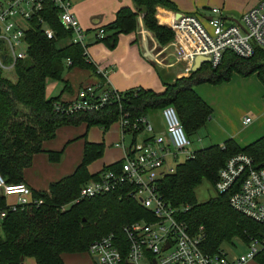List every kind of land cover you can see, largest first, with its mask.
<instances>
[{"label":"trees","instance_id":"obj_1","mask_svg":"<svg viewBox=\"0 0 264 264\" xmlns=\"http://www.w3.org/2000/svg\"><path fill=\"white\" fill-rule=\"evenodd\" d=\"M132 2L135 9H118L114 20L100 28L104 36H96L99 42L109 49L115 48L119 35L135 32L139 14L160 45L173 39V32L159 25L156 19L158 7L176 11L172 2ZM40 17L53 32V38L48 39L42 25L32 20L24 37L27 58L16 63L15 80L0 74V175L9 185L24 184L23 171L31 165L32 157L42 152V143L55 137L59 127L85 124L106 131L124 113L132 123L141 116L172 106L189 138L211 116V109L194 92L197 85H219L237 74L242 78L256 75L264 86V50L256 48L248 59L226 52L217 68L203 63L188 77L164 83L161 93L138 88L120 93L119 101L96 111L58 112L56 103L63 106L69 103L61 102L60 95L47 98L46 81H61L65 69L78 67L93 73L96 69L88 59L86 46L70 42L72 31L58 20L57 9L49 1L44 2ZM65 90H68L66 84ZM102 153V144L85 142L82 161L71 175L50 184L47 192L30 190L31 199L41 201L40 204L32 202L11 210L0 194V212L5 211V217L0 219V264H23L25 258H33L35 264H63L62 254L86 252L93 240L108 234L124 241L123 226L149 217L134 200L119 197L117 193L78 200L80 188L99 176L90 175L87 167ZM60 154L49 152L48 157L58 161ZM240 154L251 159L254 169L264 170V136L244 147L229 139L222 145L195 150L193 157L178 164L173 173L164 174L156 189L166 203L179 210L177 216L190 232L203 228L201 248L205 253L218 252L223 243H231L233 239L243 245L257 239L261 248L253 260L264 264L263 225L235 212L229 206L228 193L217 194L201 204L194 197V189L202 180L214 185L226 162ZM120 164L104 167L101 172L114 170Z\"/></svg>","mask_w":264,"mask_h":264},{"label":"built area","instance_id":"obj_2","mask_svg":"<svg viewBox=\"0 0 264 264\" xmlns=\"http://www.w3.org/2000/svg\"><path fill=\"white\" fill-rule=\"evenodd\" d=\"M45 1L57 9L58 20L72 31L70 42L84 45V31L72 13L69 0H0V74L14 71L16 63L27 58L24 37L32 20L42 25L48 39L53 38V32L40 17ZM170 30L174 33L173 44L186 76L192 72L196 58H206L213 69L220 65L226 52L248 59L256 48L264 50V0H257L235 21L224 18L218 8L210 9L206 25L192 14L172 16ZM103 36L104 31L99 29L97 37ZM119 98L120 93L112 89L100 92L98 86H87L79 90L77 99L69 105L56 103L55 110L64 113L96 111ZM160 112L166 138L157 135L149 143L129 147L118 167L103 171L96 179L85 183L78 195V200H83L117 193L119 197L134 200L149 217L123 226L124 241L108 234L93 240L87 252L99 264H246L252 261L260 251L259 240L242 244L246 251L238 257L229 258L223 250L205 253L201 248L203 228L190 232L179 220V210L158 193L157 181L164 174L173 173L178 164L194 154L175 109L167 106ZM250 122L245 118L243 124ZM119 124L122 131L153 132L145 116L130 123L124 113ZM180 157L184 160L179 162ZM214 189L217 194H229L228 203L235 212L264 226V170L254 169L250 158L240 154L229 159L219 171ZM0 194L16 197V202L9 205L11 210L37 203L31 199V191L25 184H6L1 175ZM4 217L5 211H1L0 219Z\"/></svg>","mask_w":264,"mask_h":264},{"label":"crops","instance_id":"obj_3","mask_svg":"<svg viewBox=\"0 0 264 264\" xmlns=\"http://www.w3.org/2000/svg\"><path fill=\"white\" fill-rule=\"evenodd\" d=\"M69 1L72 13L84 31L86 53L96 73L90 69L78 67L67 70L63 76L62 88L64 89L66 84L68 90L60 94L61 102L75 101L79 90L87 86H98L100 92L109 88L124 93L141 88L161 93L164 90V83L188 77L183 73L184 65L179 60L173 39L165 45H160L154 34L145 27L142 14H139L137 18L135 32L119 35L115 48L109 49L99 42L96 37L98 30L114 20L118 9L122 7L135 9L132 0ZM168 1L175 5L176 11L160 7L156 9L159 25L168 29H170L172 16L176 18L178 13L195 15L202 24L206 25L210 10L205 9L211 5L212 8L220 9L223 17L228 21H235L257 2V0ZM241 78L237 74H232L228 82L219 85L204 83L194 88L195 94L211 109L209 120L201 128L202 136L209 146L222 145L225 141L232 139L239 147H244L264 136V86L256 75ZM241 96L247 105L244 110L241 109V102L238 101ZM152 115L155 119L154 124L149 121V114L146 116L152 125V133L123 132L119 121L113 123L106 131L95 126L88 128L85 124L59 127L52 140L42 143V152L32 157L31 165L23 171V183L32 192H47L50 184L75 171L82 161L85 142L103 145V161L99 167L96 166L97 163L93 166H91L92 163L88 165L87 170L90 175L100 174L104 167L122 163L125 150L129 147L149 143L152 141L149 139L157 135H163L166 138L161 112L157 119L154 114ZM245 118L251 120L248 125L243 124ZM127 135L131 137L128 144H126ZM106 146L115 149L112 154ZM49 152H60L59 160L51 161L48 157ZM90 167L95 170L93 171ZM3 197L6 206L16 202L14 196ZM61 259L63 264H96L95 258L87 251L64 253ZM23 264H35V261L33 258H25Z\"/></svg>","mask_w":264,"mask_h":264},{"label":"rangeland","instance_id":"obj_4","mask_svg":"<svg viewBox=\"0 0 264 264\" xmlns=\"http://www.w3.org/2000/svg\"><path fill=\"white\" fill-rule=\"evenodd\" d=\"M210 10L212 7L210 5V7H206ZM67 69L64 70L61 79L63 80V76L66 73ZM3 76H5L6 78H8L11 81L15 80V73L14 71L10 72V73H6ZM241 79H245V78H241ZM62 80H52L49 79L46 81L45 84V95L47 98H51V96H59L62 91V85L63 82ZM241 85V84H240ZM254 95V93H252ZM238 101L241 102V109H245L246 108V103H244V101L242 100V96L240 97V99H238ZM155 115V118L157 119L158 117H160V112L159 111H153L151 113H149L148 119L149 121L154 124L155 119L153 117V115ZM203 129H201L199 132H196L195 134H193L191 137H189L191 145L190 148L191 150L195 151L198 149H202L205 148L207 146H209L208 142L206 140H204L203 138ZM131 140V137L129 135H127L126 137V144H128ZM110 146V145H109ZM106 146L108 148L109 151H111V154L113 153L112 151H114L115 149H113L112 147ZM112 158V157H110ZM184 160L183 157L178 158V161H182ZM103 161V156L96 159L94 162H92L91 166H93V164L97 163L96 166L99 167L100 163ZM177 161V162H178ZM177 162H175L174 164H176ZM171 163V161H170ZM169 163V164H170ZM91 168V167H90ZM93 171L95 170V168H91ZM217 195L216 190L214 189V185H212L209 181L207 180H202L201 183L194 189V197L197 203L201 204L204 202H207L209 199L214 198ZM221 249L227 254V256L229 258L232 257H238L240 255H242L243 253H245L246 248L245 246L242 245V242L238 239H233L231 243H223L221 246ZM246 264H258L256 261L252 260L250 262H247Z\"/></svg>","mask_w":264,"mask_h":264},{"label":"water","instance_id":"obj_5","mask_svg":"<svg viewBox=\"0 0 264 264\" xmlns=\"http://www.w3.org/2000/svg\"><path fill=\"white\" fill-rule=\"evenodd\" d=\"M179 17H180V14L178 13L176 15V18H179ZM201 63H208V60L206 58H196L194 61L192 71H196ZM95 262H96V264H99L98 260L96 258H95Z\"/></svg>","mask_w":264,"mask_h":264}]
</instances>
